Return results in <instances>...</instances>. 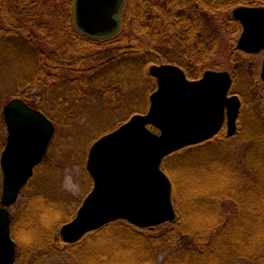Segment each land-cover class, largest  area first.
I'll use <instances>...</instances> for the list:
<instances>
[{
	"label": "trees",
	"instance_id": "obj_1",
	"mask_svg": "<svg viewBox=\"0 0 264 264\" xmlns=\"http://www.w3.org/2000/svg\"><path fill=\"white\" fill-rule=\"evenodd\" d=\"M243 5L264 6V0H125L120 29L91 37L76 25L73 0H0V157L7 142L1 108L13 97L43 111L56 133L64 134L63 143L82 139L76 127L100 130L85 141L87 147H74L68 155L81 163L90 188V146L148 110L157 88L151 66L176 65L191 80L207 70H227L231 93L241 100L233 136L224 125L214 139L164 159L175 221L139 228L118 220L75 244H65L59 230L74 219L82 201L73 203L37 182L49 184L44 168L53 163L52 152L65 158L55 134L11 214L15 264H160L161 256L162 264H264L262 63L224 45L225 38L235 41L241 33L231 13ZM4 76L14 93L2 87ZM2 190L0 166V204Z\"/></svg>",
	"mask_w": 264,
	"mask_h": 264
},
{
	"label": "water",
	"instance_id": "obj_2",
	"mask_svg": "<svg viewBox=\"0 0 264 264\" xmlns=\"http://www.w3.org/2000/svg\"><path fill=\"white\" fill-rule=\"evenodd\" d=\"M124 3L75 0L76 25L92 37L110 36L120 28L118 17ZM232 15L242 26L237 49L264 53V6H239ZM149 73L157 80V89L150 96L147 112L132 115L89 150L86 169L93 188L75 218L60 228L66 244H75L118 220L139 228L175 221L173 185L162 168L164 159L213 139L224 124L229 136L237 131L241 100L231 94L233 78L229 71L207 70L200 79L190 80L180 67L162 64L151 66ZM260 74L264 82V58ZM2 113L8 136L0 158V264H15L9 208L45 157L56 129L45 113L18 97L8 101Z\"/></svg>",
	"mask_w": 264,
	"mask_h": 264
},
{
	"label": "rangeland",
	"instance_id": "obj_3",
	"mask_svg": "<svg viewBox=\"0 0 264 264\" xmlns=\"http://www.w3.org/2000/svg\"><path fill=\"white\" fill-rule=\"evenodd\" d=\"M68 1L69 0H65V4ZM64 6H65L64 3H61L59 5V8H61L63 11L66 9L64 8ZM228 14L221 17V21H224V18H226ZM221 21H220V24H221ZM238 39H239V36L235 41H231L228 38H225L224 45L229 44L231 46L233 45L237 46ZM222 51L224 52V50ZM256 56L262 62L264 53L256 54ZM219 60L224 61V56H220ZM18 68H19L18 66L15 67V69L17 70ZM215 71H227V70H215ZM260 72H261V69H260ZM2 81H3L2 87L8 90V92L11 91V94L14 93V90L12 89L13 86L10 85V81H11L10 78H8L7 76H4L2 77ZM3 107L1 108L2 116H3V113H2ZM75 129H77V131L80 133V136L82 137V139L80 140V138L79 139L77 138V140L71 144H67L65 142L63 143L64 134L59 133V132L56 133L58 147L64 148L62 149V151L64 152L65 150V153H66L64 155L65 158H61V156L63 155L57 156V153L52 152L53 153L52 158H54L53 163H52L53 165L49 163L47 164V167L44 168L45 172L48 173V175H50V182L49 184L46 185L44 181H41L43 179H40V178H38L37 182H42V186L47 188V190H50L51 192L55 193L59 191L60 193H62V195L68 197V199H71L73 203L78 204L79 202L84 200V198L92 190V188H90V183H89L88 178L85 177L86 175L84 174L83 166L81 165V163H78V161L68 158L69 151L74 147L79 148V149H83L84 147H87L88 141L90 140V138L97 136L96 133H99L100 130L96 128V129L90 130V132H87L86 130L82 128H78V127H76ZM0 130L2 131L1 127H0ZM5 133H7L6 129H5ZM226 133H227V127H226ZM87 139L89 140L85 142ZM238 148L240 149L239 151H242L244 149L243 144H241V142L238 143ZM55 165H57V169L56 167H54ZM42 171L43 169L40 170L38 174H41ZM15 212H16V207H14L13 205L10 208V213L13 214ZM163 260H164V256H161L159 258L160 264H162ZM19 264H24V263H19Z\"/></svg>",
	"mask_w": 264,
	"mask_h": 264
}]
</instances>
